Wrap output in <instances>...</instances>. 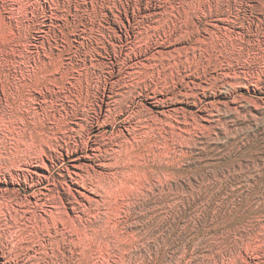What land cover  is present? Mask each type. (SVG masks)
I'll list each match as a JSON object with an SVG mask.
<instances>
[{
    "label": "rangeland",
    "instance_id": "obj_1",
    "mask_svg": "<svg viewBox=\"0 0 264 264\" xmlns=\"http://www.w3.org/2000/svg\"><path fill=\"white\" fill-rule=\"evenodd\" d=\"M0 264H264V0H0Z\"/></svg>",
    "mask_w": 264,
    "mask_h": 264
}]
</instances>
